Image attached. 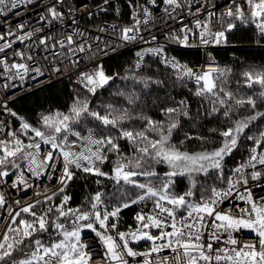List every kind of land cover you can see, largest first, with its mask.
Returning <instances> with one entry per match:
<instances>
[{"label":"snow or ice","instance_id":"1","mask_svg":"<svg viewBox=\"0 0 264 264\" xmlns=\"http://www.w3.org/2000/svg\"><path fill=\"white\" fill-rule=\"evenodd\" d=\"M184 2L189 3L190 0ZM25 3L32 4L33 0H0V16H7ZM62 3L63 0H56V4ZM104 3L107 4L108 0H104ZM56 4L47 9L52 21L63 19ZM146 4L155 8L158 0H146ZM162 4L165 6V14L172 19H176L173 16L176 9L184 6L181 0H162ZM129 7L132 9L134 23L122 27L119 38L125 43L155 42V35H151L150 40H144L139 27L141 20L137 19V13L142 12L143 23L148 25L153 19L150 8L139 3V0L135 4L129 0ZM202 8L205 9L203 18L200 16ZM189 15L196 17L192 26L181 21L178 30L166 34L167 42L188 47L194 46V38L201 45L226 43L227 33L236 27L233 20L254 25L257 35L264 38V0H232L219 15L207 10L206 5L202 4L194 12L190 9ZM46 19L45 16L40 17L41 21ZM216 24H219L218 29ZM112 27L115 34V26ZM18 28L22 30L24 24H19ZM40 31L42 29L37 28L35 32L16 36V40L23 42ZM13 35L11 30L0 34V40L5 41L0 45V53L13 47L16 41L6 40V36ZM85 35L84 32L74 30L60 40L45 36L39 40V44L44 45L46 50L49 47L54 49L57 45L62 50L67 48V52L61 51L58 55L67 56L73 66H76L79 63V54L92 50V45L87 40L79 43L76 40L77 36ZM94 39L98 40L99 37ZM50 40H54L51 46L48 44ZM107 47L106 44L105 48ZM14 55L24 57L20 51H15ZM147 55L156 57L160 64L173 69L178 82L194 80L197 88L193 94L202 97L211 106L207 115L217 119L222 115L224 121L229 122L228 127L219 131L216 128L209 129L210 133L220 137L218 147L189 152L181 150L171 142L174 131L181 126V118L191 119L190 105L186 99L176 100L170 97L173 100L172 106L160 109L164 117L162 120H155L143 111H135L142 96L150 94L153 85H164L163 80L141 73L140 69L144 66ZM94 56L95 53L88 58L92 59ZM135 56L137 59L134 64L121 78L131 81V87L127 91L120 90L116 93L125 98L126 106L108 104L105 106V113L101 114L90 108L87 97L80 98L77 95L67 112L57 110L42 114L39 127L33 126L23 117H17L20 121L19 128L15 131L9 130L7 138L0 139V182L10 175L8 169L17 170L13 173L16 179L11 185L17 190L19 185H23L25 190L32 187L24 175V164L21 161L26 162L27 172L37 179L45 174L46 169L54 172L57 163L62 161V171L58 179L60 187L56 191L48 195L45 189L43 200L36 199L23 204L17 200L15 207L8 205L6 216H0V264H91L90 245L82 240L83 230H90L99 238L106 250V264H130L128 258H132L136 264H264V195L257 198L252 191V187H264V129L249 134L253 122L264 118V111L257 110L258 104L264 102V68H250L241 73L243 83L248 88L260 85L259 92L242 95L227 86L228 75L232 72L230 68H221L210 63L209 71L193 69L174 57L166 56L164 45L159 44L141 49ZM72 57L77 59L73 60ZM32 59L31 55L27 56V60ZM0 68L3 69L0 76H4L9 82L4 85L5 88L9 87L13 79L19 78L23 81L30 72H34L36 76L43 75L39 66L29 68L26 63L9 64L7 56L0 59ZM12 70H15V74H12ZM53 70L59 71V68ZM118 75H108L102 65H97L91 72H81L78 82L94 96L98 89L108 85ZM35 78L34 76L33 79ZM155 102L154 100L153 103ZM245 107L253 110L254 114L233 119V113ZM5 110L12 116H17V113L11 112L6 106ZM87 118L99 122L105 131L97 135L95 127L86 126ZM133 120L143 121V127L136 129L123 126L125 122ZM113 129L116 130V135H113ZM3 131V127H0V132ZM22 137H27L28 142ZM242 138L252 142L248 157L232 169L231 175L225 176L223 162L238 150ZM192 139L200 140L202 144L210 141L207 136L185 133V139L180 144ZM119 140H126L131 146L130 156L122 152ZM42 145L48 146V150L45 151ZM110 153L115 154L116 159L111 173H108L100 166L109 159ZM160 164L169 169L163 176L155 167ZM73 168L114 181L118 187L112 193V200L116 202H105L104 193L97 191L87 201L88 207H67L71 197L65 193V189L75 178ZM249 169L251 171H247ZM213 173V186L209 188L201 185L197 196L199 181L196 177L212 178ZM176 177H186L188 180L189 186L183 193L175 191ZM52 178L49 174L48 179ZM250 181L256 183L249 187ZM217 182L220 185L226 183L227 187H218ZM96 183L99 185L101 181L98 179ZM125 186H130V189ZM60 194L62 196L58 205L48 203ZM230 198L243 201L246 206H236L225 211L220 205ZM143 202H151L153 208L147 212H137L133 217L136 221L135 227L129 225L126 231H119L122 209ZM6 204L5 196L0 193V208H4ZM40 204L47 205L42 212L36 210ZM234 211L239 215H234ZM53 212L56 215L50 218ZM61 218L71 224L70 229L65 222H61ZM241 229H250L258 240L241 243L233 236L234 232ZM110 232H114L115 236L108 234ZM224 234L227 238L222 241ZM141 241L147 242L143 251H137L130 246V242ZM221 243L231 247L217 246Z\"/></svg>","mask_w":264,"mask_h":264},{"label":"built area","instance_id":"2","mask_svg":"<svg viewBox=\"0 0 264 264\" xmlns=\"http://www.w3.org/2000/svg\"><path fill=\"white\" fill-rule=\"evenodd\" d=\"M131 2L135 4L137 0H131ZM181 2L184 6L180 9H176L173 13V16H175L176 19H172L165 14L163 10L165 6L162 4V0H158V6L155 8H153L152 5L146 4V0H139V3L149 7L153 13V19L148 25L143 23L144 17L142 12L137 13V19L141 20L139 27L142 29L141 35L144 37V40H150L151 35L157 37V40L152 44H145L140 41L125 43L119 38L120 29L124 26H131L134 23L132 9L129 7V0H108L107 4L104 3V0H101L96 4H92L88 1L67 4L66 0H63L62 4H56V0H33L32 4L25 3L20 8L8 13L7 16H0V34H4L11 30L14 35L6 36V40L16 41L11 49H6L5 53H0V59H4L5 56H7L9 64L13 62L26 63L29 68L39 66L43 71V75L40 76H36L34 72H30L25 75L23 81L19 78L13 79L7 88H5L4 85L9 82L4 76H0V127H3L4 129L3 132H0V139L7 138V132L12 130V119L14 117L9 111L5 110V106L7 109H10V104L18 97L63 78H70L79 88L85 89L83 85L78 82L79 74L81 72H91L97 65H100L103 59L124 50L130 52V65L132 66L137 59L135 56L137 51L147 47H154L157 44L164 45L166 56L174 57L180 63L187 64L193 69L209 71L210 68L208 65L210 63L216 65L211 50L223 47L224 43L219 45H201L199 40L194 38L192 40L194 46L188 47L178 43L167 42L166 34H171L173 30H178L181 27V21H183L184 24L192 26V21H194L196 17L189 15L190 9L194 12L198 6L204 4L206 5L207 10L214 11L219 15L232 3V0H190L189 3H185L184 0H181ZM236 2H240V0H236ZM53 4H56L57 10L62 13V20L52 21L47 9ZM213 5H215V7H213ZM101 8L105 10L101 11ZM123 9L124 15H122ZM89 13H91V16ZM204 14L205 9L202 8L200 14L201 18L204 17ZM41 16H45L47 19L41 21ZM49 21L52 22L49 23ZM73 21H75V23ZM21 23L24 24L22 30L18 28V25ZM112 26H115V34ZM252 26L256 38L258 40L262 39L257 35L255 26ZM37 28H41L42 31L36 32L30 39H25L23 42L16 40V36L25 35L30 31L35 32ZM101 28L105 30L100 31ZM216 28H219V24H216ZM74 30H79L86 34L84 37H76L78 43L81 42V40H87V42L92 45V50L90 52L79 54V63L76 66H73L67 56L61 57L58 55L61 51L67 52V48L62 50L57 45L54 49L49 47L46 50L44 45L39 44V40L44 39L45 36H51L54 40H60L65 38L67 34H72ZM181 35L183 34L181 33ZM95 37H99V39L96 40L94 39ZM54 40L48 41L49 46L54 43ZM4 42V40H0V45H3ZM106 44L108 45L107 48H105ZM253 45L264 47V41H257ZM99 49H104V51H99ZM171 49L197 50L199 53V61L196 64H190L186 60L177 58L171 53ZM15 51L22 52L24 57L21 58L15 56ZM93 53H95V56L92 59H89L88 57L92 56ZM29 55L33 57L30 61L27 60V56ZM72 59L75 60L77 57H72ZM146 59H152L160 64L159 60L151 55H147L145 57V60ZM160 65L169 70L173 77L176 78L173 69L162 64ZM54 68H59V71H54ZM0 72H3L2 68H0ZM12 74H15V70H12ZM34 76L36 77L35 79H33ZM184 81L197 87L194 80L185 79ZM42 148L45 151L48 150V146L42 145ZM20 163L24 164L22 170L29 183L32 184V187L27 190L23 188V185H19V190L12 188V182L16 179V176L13 173L17 170L8 169L10 175L3 178V182H0V193L5 196L7 201L5 207L0 208V216H6L8 205L15 207V201L17 200H20L22 204L25 202H33L36 199L44 198L43 193L45 192V189H47L46 194L51 195L52 192L60 187L58 179L62 171V161L57 163V168L54 172L50 169H46L45 174L38 179L32 177L31 173L27 172L26 162L21 161ZM231 171L232 169L226 173V176L231 175ZM247 171L251 170L249 169ZM49 174L53 177L51 180L48 179ZM254 183L256 182L250 181L249 187H252ZM220 187H227V185L225 183ZM252 191L256 194L257 198L260 195H264V187H252ZM36 193H41V195L37 196ZM234 195L235 193H233V196ZM236 206L245 207L246 205L243 201H237L231 198L220 205L225 211ZM152 208L153 205L151 202L136 204L138 212L141 210L147 212ZM233 214L239 215L236 211H234ZM108 234L115 236L114 232ZM233 236L240 240L241 243L256 242L258 240L256 234L250 229L238 230L233 233ZM226 238V234L222 235V241ZM116 239L118 240V237H116ZM82 240L90 245L89 254L92 256L91 264H106L104 259V253L106 250L99 238L95 236V233L87 232ZM130 246L137 251H143L147 247V242H130ZM217 246L231 247L230 245H224L223 243ZM86 250L89 249L86 248ZM128 259L130 264H136V261L132 258ZM136 259L142 260V258Z\"/></svg>","mask_w":264,"mask_h":264},{"label":"trees","instance_id":"3","mask_svg":"<svg viewBox=\"0 0 264 264\" xmlns=\"http://www.w3.org/2000/svg\"><path fill=\"white\" fill-rule=\"evenodd\" d=\"M88 1L92 4L99 3L101 0H66L67 4H74L79 2ZM124 15V9L122 12ZM236 27L227 33V42L223 47L214 48L211 50L212 56L216 65L221 68H230L232 72L228 75V88L233 92H237L242 95H251L260 91V85H254L252 88H248L243 83L241 73L244 70L250 68H264V47L253 45L257 41H264V38L257 39L254 33L252 24H244L239 20H233ZM172 54L181 60H186L190 64H196L199 61V53L197 50H183V49H171ZM103 66L104 71L108 75L119 74L105 87L98 89L93 96L88 93L86 89L79 88L70 78H63L56 82L49 83L38 89L32 90L17 99L10 104L12 112L17 113L16 117L12 119V131L19 128L20 121L17 117H23L27 122L33 126H40V117L42 114L54 113L59 110L67 112L69 106L73 103L74 98L78 95L80 98L87 97L90 100V108L97 110L104 114L106 111L105 106L112 104L114 106H126V100L124 97L116 95L120 90L127 91L131 87V81H125L121 79L127 73L130 65V52L128 50L121 51L117 54L109 56L103 59L100 63ZM142 74L151 75L154 78H159L164 81V85L157 87L153 85L150 90V94L142 96L140 104L136 107L135 111H143L146 115L151 116L155 120H162L164 117L161 115L160 109L167 106H172L173 100L170 97H174L176 100L186 99L190 105L191 119L181 118V126L174 131L171 142L181 150L189 152L201 151L203 149L212 150L219 146L220 137L218 134L209 132V129L216 128L218 131L229 126V122H225L221 115L219 119L216 117H209L207 112L210 109V104L207 103L202 97H197L193 93L197 87L190 85L183 81L178 82L173 77L172 73L163 68L159 63L152 59H146L144 66L140 69ZM239 82V83H238ZM125 85L128 87L126 88ZM156 101L153 103V101ZM259 111H264V102L258 104ZM254 112L248 107L233 113V119H242L253 115ZM86 126L95 127L97 129L96 134L100 135L105 131L103 126L99 125V122L87 118ZM124 127H134L141 129L143 127V121L133 120L127 121L123 125ZM83 128L84 126H79ZM251 131L249 134L257 133L258 130L264 129V118H258L250 126ZM113 135H116V130H112ZM185 133H189L193 136L203 135L210 137L208 143L202 144L200 140L192 139L186 140L183 145L180 144L181 140L185 139ZM31 135V133H29ZM27 143V137H22ZM121 150L126 155H131V146L126 140H119ZM250 141H246L242 138L238 150L233 155L226 157L223 162L224 174L233 169L237 164L242 162L248 157L249 148L251 146ZM116 159L115 154H109V159L101 165V169L104 172L111 173L113 162ZM157 172L163 176L169 169L166 165H156ZM76 175L75 178L69 182L65 189V193L68 194L71 199L68 202L67 207H88L87 201L97 191L104 193L103 199L105 202L112 200V193L118 187L114 181L105 177H96L93 175L85 174L82 171L72 169ZM215 178V173L212 174V178L197 176L199 181L197 185V196L201 190V185H206L209 188L213 186L212 180ZM100 180L98 185L96 180ZM141 180L143 178H140ZM175 179V191L183 193L187 190L189 183L186 177H176ZM216 186L220 187L218 182ZM130 189V186H125ZM61 196L57 195L53 201L48 202L53 205H58L61 200ZM44 198L40 199L43 200ZM116 201L112 200V203ZM46 204L37 205L36 210L42 212L46 209ZM138 210L136 205H132L129 208L122 209L119 216L118 229L127 230L129 225L135 227L136 221L133 217ZM56 213L50 214V218L55 217ZM30 219V217H28ZM61 222H65L66 226L70 229L71 224L61 218ZM98 228L99 226L96 225ZM51 231V229H50ZM47 234H45V239Z\"/></svg>","mask_w":264,"mask_h":264},{"label":"rangeland","instance_id":"4","mask_svg":"<svg viewBox=\"0 0 264 264\" xmlns=\"http://www.w3.org/2000/svg\"><path fill=\"white\" fill-rule=\"evenodd\" d=\"M87 232H91V231L90 230H83L82 231V234H81L82 235V238L85 236V234H87Z\"/></svg>","mask_w":264,"mask_h":264}]
</instances>
